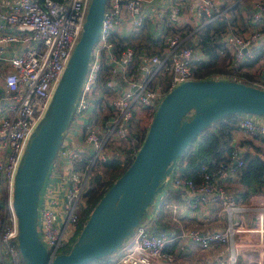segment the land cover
Masks as SVG:
<instances>
[{"label":"built area","instance_id":"1","mask_svg":"<svg viewBox=\"0 0 264 264\" xmlns=\"http://www.w3.org/2000/svg\"><path fill=\"white\" fill-rule=\"evenodd\" d=\"M232 1L222 6L219 0H163V5H157L159 0H106L69 125L38 197L36 231L50 258L69 248L80 230L77 202L90 173L113 157L133 158L158 102L174 86L222 79L264 90V78L239 74L258 48H264V0H250L239 11L235 18L240 28L231 21L239 4ZM88 4L10 0L0 7V264H20L12 209L14 174L79 38ZM216 20L214 38L202 44L200 31ZM148 28L152 37L141 38ZM136 40L142 44L130 43ZM232 121L264 144L263 117L235 115ZM231 160L234 164H216L214 159L199 163L193 178L174 166L166 183L184 195L187 210L196 202H220L223 191L211 168L216 164V174L236 177L242 161L234 154ZM223 204L230 212L256 210L255 225L229 221L224 229L180 230L176 236L155 234L139 223L113 264H173L176 258L164 253V247L179 239L200 250L229 245L230 264L236 263L237 251L253 249L256 264H264V195L252 196L240 208L231 200ZM176 218L171 212L170 221Z\"/></svg>","mask_w":264,"mask_h":264},{"label":"water","instance_id":"2","mask_svg":"<svg viewBox=\"0 0 264 264\" xmlns=\"http://www.w3.org/2000/svg\"><path fill=\"white\" fill-rule=\"evenodd\" d=\"M105 3L89 0L79 38L14 174L12 209L23 264H88L111 255L161 194L177 158L204 130L231 115L264 118V90L253 86L222 79L174 86L158 102L129 165L93 206L68 251L50 258L36 231L38 197L69 125Z\"/></svg>","mask_w":264,"mask_h":264},{"label":"crops","instance_id":"3","mask_svg":"<svg viewBox=\"0 0 264 264\" xmlns=\"http://www.w3.org/2000/svg\"><path fill=\"white\" fill-rule=\"evenodd\" d=\"M10 0H0V7ZM157 5H163V0H159ZM232 0H219V3L223 6ZM236 1V0H233ZM232 1V2H233ZM248 1L250 0H238V7H234L230 15L232 16L231 21L238 24L239 20L235 16L240 10L248 8ZM214 27H219L216 23H211ZM215 25V26H214ZM215 30V29H213ZM144 32L141 38L150 39L152 37L151 30L148 28ZM212 31V30H211ZM140 39V36H139ZM262 47V46H261ZM222 67V61L218 63ZM239 72V70L237 71ZM264 72V48H258L256 57L239 72L241 76H246L254 80H259L264 78L262 73ZM233 118H229L224 121L231 123ZM218 125L215 126V128ZM229 130L228 144L231 147V151L226 152L223 150L222 159L229 160L230 164H234V160H231V154H234L235 159H240L248 154L254 155L259 154L257 149L260 151L264 149V145L255 137L244 134L235 125ZM214 128V127H213ZM213 128L206 129L205 133L210 134ZM228 133V130L226 131ZM191 147L193 151L197 146ZM244 147L245 152L239 154L237 148ZM225 162V161H224ZM213 170L215 172V165H213ZM215 181L218 186H220L223 191V200L217 201H205L204 203L196 202V207L194 209L187 210L184 205V195H182L178 190L169 187L168 183L156 198L155 204H158L159 211H162L163 218L160 223L158 230H162L171 235H178L180 230H198V231H210L224 229L229 221L240 220L244 225H255L256 223V210H236L230 212L223 204L226 200H231L233 205L237 208L248 205L252 196L261 194L264 195V186L260 183H252L251 187H244L240 183L239 175L236 177H230L227 174L220 175L214 173ZM192 200V197L190 201ZM159 203H158V202ZM170 207H174L179 210L177 217L178 222H171L168 220L170 213L167 210ZM184 208V210H183ZM155 209V208H154ZM153 209V210H154ZM166 210V211H165ZM172 243H176L175 247H171ZM165 246V252L168 255L174 256L175 262L173 264H230L229 256L231 254V248L229 245H215L210 250H200L197 246L188 243L186 241H181L180 239L175 242H169ZM115 256V255H114ZM240 258L242 259L240 261ZM186 259V260H185ZM256 251L253 249H247L243 251H237L236 263L235 264H256Z\"/></svg>","mask_w":264,"mask_h":264},{"label":"trees","instance_id":"4","mask_svg":"<svg viewBox=\"0 0 264 264\" xmlns=\"http://www.w3.org/2000/svg\"><path fill=\"white\" fill-rule=\"evenodd\" d=\"M213 23H216V25H218L219 21L216 20ZM212 27L213 25L210 23L204 26L202 30L200 31L198 38L200 39V42L202 44L214 38L213 37L214 35L211 34V30L213 31ZM137 46H140V44H137ZM187 117L188 116H186V118ZM233 117L234 115H231V116L215 121L209 127V128L214 127L210 134L205 133L206 130H204L195 139L194 144L196 143L195 146H197V148H195L192 151L190 148L191 144H189L188 147L181 153V155L177 158V162L175 166L177 167L178 171L184 177L193 178L194 170L197 168L198 164L207 162L210 159H214L216 161V164L218 163H222L225 165L230 164L228 158L222 159L221 155H222L223 150H225L226 152H229L232 150L228 144V139H229V130L231 129V127H234L233 125H235V123L234 121H231V123L230 121L226 123L224 121L228 120L229 118L231 119ZM216 125L218 126L215 128ZM225 130L226 131L228 130V133H226ZM144 135H145V132H142V135L140 136V141H142ZM257 152L259 154H254V155L246 154L241 158L242 166L238 171V175H239L240 183L244 187L249 188L252 186V183H260V185L264 186V149L260 151V149L258 148ZM122 160L123 159L121 157L116 156L108 161L102 162L101 164L97 166L96 168L97 174L93 179V186L95 187L93 189L90 188V190L88 189L87 193L90 196L88 198V201L85 203L84 210L80 211L79 229L83 226L88 214L90 213L91 209L96 204V202L99 200V198L102 196V194L129 165L131 158L124 159V161L127 162L124 168L121 171H118L116 175H114L117 165ZM183 160H185V164L182 165L181 162ZM216 164H215V172L217 170ZM213 168L214 167L212 166L211 169ZM212 172L215 173L213 170ZM105 176H108L111 179L104 180L103 177ZM155 202L156 200L154 201V203ZM155 213L156 215L149 214L145 216L146 212H144L140 224H145L155 234H161L164 231L158 230V228L160 227L161 224H163L159 222L163 218V213L162 211H159V208H157V211H155ZM151 215L152 217L150 218ZM168 220H170L169 217H168ZM164 233H167V232H164ZM175 245L176 243H172L171 247L174 248ZM68 249L69 248L65 249L62 253L67 252ZM117 250L111 255L94 260L88 264H113L114 255L119 251ZM166 252H165V247H164V253ZM20 264H23V263L20 261Z\"/></svg>","mask_w":264,"mask_h":264},{"label":"rangeland","instance_id":"5","mask_svg":"<svg viewBox=\"0 0 264 264\" xmlns=\"http://www.w3.org/2000/svg\"><path fill=\"white\" fill-rule=\"evenodd\" d=\"M248 4H249V1H248ZM237 25H238L237 28H240V26H241V22H238ZM212 28H213V27H212ZM213 29H215V30L211 31V34H212V35H215V32L218 31V27L216 26V27H214ZM130 43L142 44V43H140L139 41L137 42V40H136V41H131ZM194 141H195V140H194ZM194 141L191 143L190 148L193 146ZM237 152H238L239 154L244 153V152H245L244 147H239V148H237ZM123 161H124V160H122V161L117 165V168H116V171H115L114 175H116V173H117L118 171H121V170L124 168V166H125V164H126L127 162H126V161L123 162ZM97 166H98V165H97ZM97 166H96V167L93 169V171L90 173V175H89V177H88V180H87V183H86V186H85L84 193L81 195V198H79V200H78V202H77V211H78V212L84 210V208H85V203L88 201V198H89V196H90V195L87 193L88 189L90 190V188L93 189V188L95 187V186H93V179H94V177H95L96 174H97V171H96ZM103 179H104V180H109V179H111V178L108 177V176H105V177H103ZM157 202H158V201H157ZM157 207H158V204H155V203H154L153 205L149 206V207L147 208V210H146V215H145V216H147V215H149V214L156 215L155 211H157ZM154 208H155V209H154ZM153 209H154V210H153ZM183 210H184V208H183ZM165 211H166V210H165ZM167 212H169V213L173 212L174 214H175V213L178 214L179 210H177V209L174 208V207H170V208L167 210ZM175 220H177V222L179 221L177 218H176ZM178 224H179V222H178ZM138 225H139V224H138ZM80 229H81V228H80ZM187 230H188V229H187ZM79 232H80V230L77 232L76 237L78 236ZM76 237H75V239H76ZM127 239H128V237L126 238V240H124V242L121 244V246H120V248H119L118 250H120L121 248H123V246L125 245ZM118 250H117V251H118ZM185 260H186V259H185ZM241 260H242V259L240 258V261H241Z\"/></svg>","mask_w":264,"mask_h":264},{"label":"bare ground","instance_id":"6","mask_svg":"<svg viewBox=\"0 0 264 264\" xmlns=\"http://www.w3.org/2000/svg\"><path fill=\"white\" fill-rule=\"evenodd\" d=\"M20 258V257H19ZM21 261V260H20Z\"/></svg>","mask_w":264,"mask_h":264}]
</instances>
